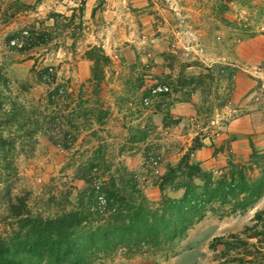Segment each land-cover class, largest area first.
<instances>
[{"label": "rangeland", "instance_id": "obj_1", "mask_svg": "<svg viewBox=\"0 0 264 264\" xmlns=\"http://www.w3.org/2000/svg\"><path fill=\"white\" fill-rule=\"evenodd\" d=\"M60 1L0 0V98L4 108L15 102L24 114L33 111L40 123L30 145L15 139L2 148L16 168L6 182L31 210L69 209L87 186L78 173L90 165L104 180L121 164L136 173L146 200L157 202L161 176L183 156L196 163L189 153L201 138L222 132L249 110H264V0ZM88 50L97 61L86 57ZM236 51L260 63L236 61ZM154 83L168 90L144 105ZM60 85L66 90L61 95L68 96L57 100V109L47 96ZM176 101L189 103L177 117L170 112ZM60 114L58 131L74 138L68 147L44 123ZM0 132L8 139L18 133L6 123ZM226 151V162L231 157L245 163L250 153L241 159ZM180 175L172 182L184 180ZM4 181L1 175L0 186ZM181 193L163 189L172 198ZM263 206L264 194L244 211H206L176 244L175 255L117 252L92 264H264V244L247 238L250 230L242 232ZM3 226L0 220V233ZM230 233L247 243L225 252L219 244L209 247L213 237Z\"/></svg>", "mask_w": 264, "mask_h": 264}, {"label": "trees", "instance_id": "obj_2", "mask_svg": "<svg viewBox=\"0 0 264 264\" xmlns=\"http://www.w3.org/2000/svg\"><path fill=\"white\" fill-rule=\"evenodd\" d=\"M86 57L97 61L89 50ZM60 91H66L62 85L48 94V105L60 107L57 100L64 101L68 96L63 97ZM47 119L44 123L61 133V144L68 147L74 138L64 130L58 131L57 124L64 121L62 115ZM65 120L68 127L76 129L68 118ZM5 123L18 133L8 139L0 132V176L5 177L0 186V220L4 222L0 264H92L117 252L126 257L146 253L172 256L176 254V244L206 211L223 206L227 207L226 213L244 211L264 194V151L250 146L245 163L229 157L216 175L202 171L196 163H188L187 155L183 156L161 176L157 183L160 198L154 203L144 197L135 172L118 164L107 178L100 180L96 168L90 165L88 170L78 173L87 186L74 204L67 210L42 214L27 206L24 195L12 194L6 179L15 175L16 168L2 150L6 145L12 147L15 139L30 145L40 123L33 111L24 114L23 106L15 102L4 108L0 98V125ZM179 174L184 180L172 182ZM165 186L182 189L180 197L163 194ZM251 221L242 232L250 230L247 238L264 244V206L253 213ZM246 243L238 234L230 233L213 237L209 247L219 244L225 252Z\"/></svg>", "mask_w": 264, "mask_h": 264}, {"label": "crops", "instance_id": "obj_3", "mask_svg": "<svg viewBox=\"0 0 264 264\" xmlns=\"http://www.w3.org/2000/svg\"><path fill=\"white\" fill-rule=\"evenodd\" d=\"M71 1L72 0H61L60 3ZM261 45L260 48L262 50L260 49L259 53L262 55L261 60L264 62V42ZM242 47L247 48L248 42ZM236 53V61L240 58L241 61L250 67L255 66L253 65L255 61L260 63V59L249 58L250 56L244 57L243 53L239 51H236ZM238 74L245 75L243 71L242 73L238 72ZM259 76L263 79L264 72L260 73ZM182 109L188 110L189 103L176 101L170 105V112L176 113L175 117L181 115ZM200 141V145L189 153L190 159L198 163V166L203 170H211L212 172H217L226 165V157L228 156L226 149H228L230 155L241 159H244L250 151L249 142H251L255 149L264 151V110L262 108L249 110L242 116L230 121L222 132L216 133V135L211 138L203 137ZM221 144H223L222 147H220ZM119 156H121V154H119Z\"/></svg>", "mask_w": 264, "mask_h": 264}, {"label": "built area", "instance_id": "obj_4", "mask_svg": "<svg viewBox=\"0 0 264 264\" xmlns=\"http://www.w3.org/2000/svg\"><path fill=\"white\" fill-rule=\"evenodd\" d=\"M12 44L16 45V46H20L21 43L12 40L11 41ZM168 90V86L166 84L163 83H154L151 86H149V96H145L142 98V103L144 105H147L150 102L151 97L156 96L157 94H161L164 93ZM153 163H155V161L153 160Z\"/></svg>", "mask_w": 264, "mask_h": 264}]
</instances>
